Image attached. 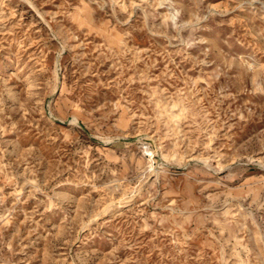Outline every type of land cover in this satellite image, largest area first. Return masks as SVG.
Instances as JSON below:
<instances>
[{
  "label": "rangeland",
  "instance_id": "rangeland-1",
  "mask_svg": "<svg viewBox=\"0 0 264 264\" xmlns=\"http://www.w3.org/2000/svg\"><path fill=\"white\" fill-rule=\"evenodd\" d=\"M0 264H264V0H0Z\"/></svg>",
  "mask_w": 264,
  "mask_h": 264
},
{
  "label": "bare ground",
  "instance_id": "bare-ground-1",
  "mask_svg": "<svg viewBox=\"0 0 264 264\" xmlns=\"http://www.w3.org/2000/svg\"><path fill=\"white\" fill-rule=\"evenodd\" d=\"M147 152V151H146ZM148 156H152L150 153L147 154Z\"/></svg>",
  "mask_w": 264,
  "mask_h": 264
}]
</instances>
